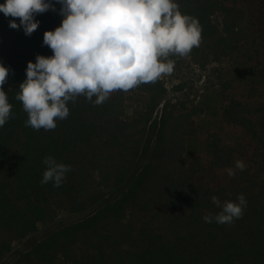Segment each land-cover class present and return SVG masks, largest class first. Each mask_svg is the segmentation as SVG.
Segmentation results:
<instances>
[{"label": "trees", "instance_id": "1", "mask_svg": "<svg viewBox=\"0 0 264 264\" xmlns=\"http://www.w3.org/2000/svg\"><path fill=\"white\" fill-rule=\"evenodd\" d=\"M176 2L202 26L205 53L237 66L222 82L219 108L221 122L238 133L236 141L222 129L198 138L203 108L166 100L146 146L165 94L160 78L114 90L98 105L78 95L54 129L26 126L28 114L16 99L19 84L28 61L52 55L43 33L60 25L61 5L52 0L56 11L37 14L40 23L30 35L9 27L19 17L0 12V63L10 69L3 88L12 105L0 127V264L15 241L59 211L75 218L4 264H264V0ZM128 91L149 94L132 116L126 113ZM46 155L71 165L59 187L40 183ZM241 193L247 207L239 219L203 220L220 211L212 196L235 201Z\"/></svg>", "mask_w": 264, "mask_h": 264}, {"label": "clouds", "instance_id": "2", "mask_svg": "<svg viewBox=\"0 0 264 264\" xmlns=\"http://www.w3.org/2000/svg\"><path fill=\"white\" fill-rule=\"evenodd\" d=\"M62 20L53 30L43 33L44 45L52 55L37 54L28 61L26 77L19 84L16 99L28 114L26 126L39 130L54 129L57 120L67 118V102L78 95L93 104L103 103L114 90L127 91L142 83L155 82L174 71L169 54L188 55L201 43L202 26L196 17L179 10L176 0H56ZM51 9L52 0H4L0 12L19 17L9 27L22 28L30 35L39 25L35 16ZM9 67L0 63V127L11 114L12 105L3 88ZM93 97L95 99L93 100ZM41 184L59 187L71 165L46 155ZM236 167L243 170L242 161ZM233 175V169H228ZM220 209L205 215L207 223H231L239 219L247 200L243 193L235 201L212 196Z\"/></svg>", "mask_w": 264, "mask_h": 264}, {"label": "rangeland", "instance_id": "3", "mask_svg": "<svg viewBox=\"0 0 264 264\" xmlns=\"http://www.w3.org/2000/svg\"><path fill=\"white\" fill-rule=\"evenodd\" d=\"M195 48L197 49L196 52L191 50L186 56L174 54L173 57L166 58L175 61L174 71L171 74H165L160 77L165 87V94L162 102L153 113L145 140L146 146L150 145L154 139L162 103L166 100L184 102L203 108L202 114H199L196 118L199 124L198 138H203L207 130L222 129L228 139L233 141L238 139V133L233 132L232 128L225 126L221 122L219 115V108L224 100L222 82L235 76L237 66L231 59L213 60L200 45L193 49L195 50ZM148 97L149 94L147 92L128 91L126 93L127 115L132 116L142 110ZM74 218L75 215L59 211L52 221L39 223L38 230L35 233L13 243L10 253L2 260L1 264L8 262L18 250L29 247L32 242L46 232Z\"/></svg>", "mask_w": 264, "mask_h": 264}]
</instances>
